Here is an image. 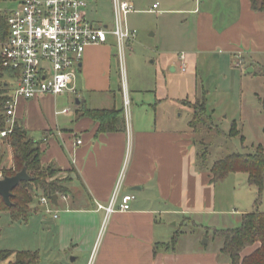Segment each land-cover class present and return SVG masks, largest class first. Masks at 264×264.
<instances>
[{
	"label": "crops",
	"instance_id": "1",
	"mask_svg": "<svg viewBox=\"0 0 264 264\" xmlns=\"http://www.w3.org/2000/svg\"><path fill=\"white\" fill-rule=\"evenodd\" d=\"M160 5L163 9L158 10ZM151 7L144 13L157 14L161 21L169 15L184 19H172V29L166 26L158 39L155 32L151 44L139 35L140 25L127 23L136 31L127 56L133 80L129 88L127 77L126 87L133 107L121 130L99 134L98 123L78 112L123 111L115 99L113 79L121 99L122 89L110 36L105 44L85 49L70 90L55 97L20 99L15 107L16 122L39 144L41 166L54 167L60 171L56 179L68 180L69 194L58 197L55 206L64 208L60 214L47 212L52 214L49 227L57 233L58 251L76 256L71 261L80 256H84L83 264L207 261L191 252L179 253L176 244L166 246L174 237L166 222L215 213V186L207 168L197 163L198 134L190 125L192 110L184 102L207 94L197 80L200 62L210 60L219 70L245 75L264 69V13L251 11L248 0H197L190 7L161 0ZM138 46L146 54L143 60L152 59L149 63L155 64L152 72L147 66L141 68L137 59L132 61ZM249 69L252 72L247 73ZM146 80H153V86H147ZM70 98L74 110L61 104L69 105ZM206 109L213 119L214 110ZM123 169L122 192L132 194L134 200L129 211H116L105 220L98 206L108 204Z\"/></svg>",
	"mask_w": 264,
	"mask_h": 264
},
{
	"label": "rangeland",
	"instance_id": "2",
	"mask_svg": "<svg viewBox=\"0 0 264 264\" xmlns=\"http://www.w3.org/2000/svg\"><path fill=\"white\" fill-rule=\"evenodd\" d=\"M132 4L134 13L127 16L126 22L131 26L133 23L140 25L137 29L147 44L154 41L153 34L156 32L160 37L166 26L172 29V19H184L182 16H164L163 21L158 19L157 14H147L153 4L161 0H123ZM174 3L178 7L194 6L197 0H162ZM204 1V0H203ZM20 0H0V13L5 14L14 9ZM163 9L160 5L158 10ZM86 18L92 24L111 23L113 20L112 0H88L86 8ZM176 28V27H174ZM144 54L142 46L136 47L132 54L133 59L138 60L141 68L147 66L149 71H153L155 64H150L152 59L143 60ZM145 62V64H144ZM130 60L126 59V73L129 88L133 80L131 74ZM143 71V75L152 73ZM139 73L134 74L135 80ZM197 80L206 94V107L214 110L213 119L215 126L223 133L218 134L217 127L204 136H197L196 143L204 142V146L197 145V152L202 154L207 148L208 155L206 166L210 167L214 162L232 154L246 155L254 153V148L261 144L264 146V136L262 134L264 126V112L261 110L259 99H264V77L256 74L245 75L240 71H229L218 69L212 61L200 62L198 65ZM9 82V81H8ZM10 80V86H13ZM115 99L117 106L121 105V95L118 94L116 79ZM153 80L147 83L152 85ZM148 86V85H147ZM144 95H147L144 94ZM201 99V94L195 101L184 102V105L192 110L197 108ZM64 106L74 110V99H69V105ZM130 106V114L132 112ZM235 121L239 131L238 136L228 137L232 122ZM6 128H8L6 126ZM243 137V140H241ZM204 139V140H203ZM12 166L11 151L7 144L0 140V170L8 169ZM1 176V173H0ZM56 178V177H55ZM215 186V213L190 216L189 219H175L166 222L172 236H177L175 248L179 253H193L207 258L206 264H230L228 258L220 253L222 240L214 235V231L235 229L240 226L241 216L253 212L256 191L247 183L245 174H230L223 182L214 184ZM42 194L38 191L33 194V201L30 205L29 217L26 221H14L10 212L0 211V250L13 252H36L40 257V264H83L84 256L71 261L76 256L69 253H59L57 248V233L50 230L49 221L52 214L61 211L59 208L48 204L44 206L40 203ZM47 210H50L47 212ZM264 212V193L257 209ZM60 214V212H59ZM175 224V225H174ZM172 238V237H171Z\"/></svg>",
	"mask_w": 264,
	"mask_h": 264
},
{
	"label": "built area",
	"instance_id": "3",
	"mask_svg": "<svg viewBox=\"0 0 264 264\" xmlns=\"http://www.w3.org/2000/svg\"><path fill=\"white\" fill-rule=\"evenodd\" d=\"M87 5L88 0H20L14 9L4 14L7 32L4 38H0V63L3 68L16 73V77L10 92L11 101L5 110L8 128L0 132V138L13 130L18 100L45 95L55 97L70 90L85 49L105 44L109 36L114 39L127 125L130 100L126 87V59L136 31L128 27L126 19L133 7L127 1L112 0L113 20L111 25L105 26L87 20ZM156 7L157 4L153 9ZM180 59L183 60V56ZM240 65L241 61H238L236 66ZM181 71H185L184 66ZM62 112L66 113V110ZM124 174L123 169L108 204L98 206L105 212V220L116 211L130 210L134 196L122 192ZM40 203L48 205L52 201L41 196ZM53 218L56 219L57 215L54 214Z\"/></svg>",
	"mask_w": 264,
	"mask_h": 264
},
{
	"label": "trees",
	"instance_id": "4",
	"mask_svg": "<svg viewBox=\"0 0 264 264\" xmlns=\"http://www.w3.org/2000/svg\"><path fill=\"white\" fill-rule=\"evenodd\" d=\"M251 11L255 13H264V0H248ZM7 32L6 18L0 13V38H4ZM258 74L264 77V69H259ZM16 73L5 69L0 63V132L6 129L5 110L7 104L11 101L10 92L13 86H10V80L13 81ZM9 81V82H8ZM14 85V82H13ZM261 110L264 112V99H259ZM80 116H85L98 123V133H112L121 130L124 126V116L122 110H88L78 111ZM193 131L198 136H204L210 133L215 126L212 116L206 109V95L202 94L197 108L190 121ZM218 134L223 133L218 129ZM264 136V129L262 130ZM239 131L236 124H231L228 137L238 136ZM4 141L11 151L12 166L8 169H1V178L12 177L23 168L26 169L30 182H21L17 188L12 191L11 207H7L0 198V211H9L12 220L26 221L30 213V205L33 201V194L40 192L42 196L51 199L53 196H67L68 180L56 179L60 172L54 167H42L40 164L41 150L39 144L28 137L27 132L18 123L15 122L13 130L4 138ZM204 140V139H203ZM243 140V137H241ZM204 142L195 143L198 146H204ZM208 149L200 154L197 152V163L203 169L207 168L211 175V183L223 182L230 174H245L247 183L256 191L254 201L255 210L241 216V223L238 228L214 231V235L222 240L220 253L226 256L230 264H264V212H259L258 206L262 194L264 193V146L259 144L254 148V153L239 155H228L216 162L210 167L206 166ZM52 201V200H51ZM177 236H174L171 243L166 245L174 247ZM167 248V247H166ZM252 251L246 253L249 249ZM40 257L36 252H13L0 250V264H40Z\"/></svg>",
	"mask_w": 264,
	"mask_h": 264
},
{
	"label": "water",
	"instance_id": "5",
	"mask_svg": "<svg viewBox=\"0 0 264 264\" xmlns=\"http://www.w3.org/2000/svg\"><path fill=\"white\" fill-rule=\"evenodd\" d=\"M80 66V65H79ZM252 72V69H249L247 73ZM78 104V101L76 102ZM31 178L28 176L26 169L23 168L20 172L15 174L12 177H5V178H0V198L4 202V204L7 207H11V196H12V191L17 188V186L21 182H30ZM134 190V189H133ZM57 196H53L51 198L52 203L54 206L57 205Z\"/></svg>",
	"mask_w": 264,
	"mask_h": 264
}]
</instances>
